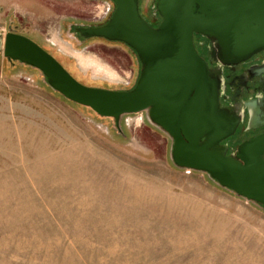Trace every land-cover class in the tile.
<instances>
[{
  "label": "rangeland",
  "instance_id": "obj_1",
  "mask_svg": "<svg viewBox=\"0 0 264 264\" xmlns=\"http://www.w3.org/2000/svg\"><path fill=\"white\" fill-rule=\"evenodd\" d=\"M102 1L0 0V33L13 27L85 86L127 91L135 54L70 32L104 20ZM170 151L145 114L117 130L0 53V264H264V211Z\"/></svg>",
  "mask_w": 264,
  "mask_h": 264
},
{
  "label": "water",
  "instance_id": "obj_2",
  "mask_svg": "<svg viewBox=\"0 0 264 264\" xmlns=\"http://www.w3.org/2000/svg\"><path fill=\"white\" fill-rule=\"evenodd\" d=\"M114 6L101 26L75 28L85 40L102 39L131 50L139 63L128 91L88 87L29 38L0 33V53L39 71L47 86L66 101L110 119L119 130L125 117L145 114L171 141L170 160L184 171L206 175L224 190L264 211V133L233 153L223 144L240 119L219 107V69H210L196 37L209 42L207 56L235 66L264 51V0H157L160 18L151 26L140 0H107Z\"/></svg>",
  "mask_w": 264,
  "mask_h": 264
},
{
  "label": "flooded vegetation",
  "instance_id": "obj_3",
  "mask_svg": "<svg viewBox=\"0 0 264 264\" xmlns=\"http://www.w3.org/2000/svg\"><path fill=\"white\" fill-rule=\"evenodd\" d=\"M102 3L107 7L106 18L96 24L84 25L85 27L101 26L110 18L113 12L112 3L107 0L102 1ZM144 18L151 26L156 27L160 22V18L155 13L150 14V16L144 15ZM76 27L79 25H72L70 32L74 34L77 40H85L75 33ZM8 32L9 28L7 29ZM12 32L15 33L14 28ZM196 44L208 67L220 71L219 107L231 109L234 116L240 119L235 134L223 142L228 147V153H233L242 142L264 133V51L235 66H223L207 56L208 40L198 36L196 37ZM8 63L15 64L18 62ZM97 88L110 90L103 87Z\"/></svg>",
  "mask_w": 264,
  "mask_h": 264
},
{
  "label": "trees",
  "instance_id": "obj_4",
  "mask_svg": "<svg viewBox=\"0 0 264 264\" xmlns=\"http://www.w3.org/2000/svg\"><path fill=\"white\" fill-rule=\"evenodd\" d=\"M140 5H141V0H140ZM144 17V16H143ZM130 90V89H129ZM128 91V90H127Z\"/></svg>",
  "mask_w": 264,
  "mask_h": 264
}]
</instances>
